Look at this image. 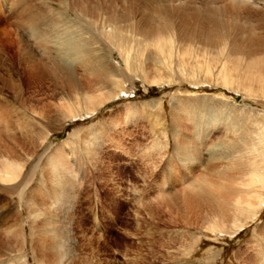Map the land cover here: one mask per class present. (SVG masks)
Wrapping results in <instances>:
<instances>
[{
  "label": "rangeland",
  "instance_id": "1",
  "mask_svg": "<svg viewBox=\"0 0 264 264\" xmlns=\"http://www.w3.org/2000/svg\"><path fill=\"white\" fill-rule=\"evenodd\" d=\"M39 1L53 15L49 29L62 33L52 36L51 50L88 77L94 73L93 64L72 55L83 36V50L96 42L103 58L120 70L124 88L81 117L63 122L41 115L34 106L38 101L56 103L48 81L34 91L22 68L18 77L11 69L21 46L25 58L27 49L36 57L41 52L24 25L31 12L17 7L19 0H0V30L12 32L7 37L14 44L6 41L7 50L0 45V143H39L29 156L33 167L43 163L36 162V154L46 151L45 159L55 157L52 173L65 182L56 204H63V198L68 202L58 208L57 226L66 231L61 264H264V186L241 184L252 157L263 160L264 167V142L255 138L264 127V100L217 82L188 80L176 69L172 73L151 68L145 75L134 67L126 73L119 51L100 35L93 20L54 0ZM20 12L26 16L20 18ZM10 83H16V90ZM56 104L52 107L58 110ZM255 118L263 125L253 123ZM180 144L186 153L177 149ZM253 148L257 155L251 154ZM208 150L218 156L208 157ZM52 173L49 166L42 170L48 185L58 181ZM203 174L212 185H202L209 186L221 204L225 196L234 205L236 199L245 202L251 192H258L261 201H252L258 206L255 215L238 226L210 229L212 218L204 205L209 197L201 193L205 202L199 204L191 193L201 185L198 178ZM36 176L21 193L0 181V249L5 252L0 253V264H60L45 260L48 251L36 237L41 225H35L36 216L41 215L29 213L30 194L40 197L43 191L41 183L35 186ZM19 225L26 237L23 252L4 249L6 227Z\"/></svg>",
  "mask_w": 264,
  "mask_h": 264
},
{
  "label": "bare ground",
  "instance_id": "2",
  "mask_svg": "<svg viewBox=\"0 0 264 264\" xmlns=\"http://www.w3.org/2000/svg\"><path fill=\"white\" fill-rule=\"evenodd\" d=\"M1 1L7 2L8 0ZM54 1L71 10L78 11L80 14L83 13L82 15L90 18V22L93 20L92 23L100 31V35H104L111 47L119 51L124 60L123 69L126 73L133 71L134 67L144 74L151 68L172 73H175L176 69L188 80L201 78L204 81L217 82L224 87L241 90L246 96H259L264 100V10L261 9L264 8V0ZM20 5L23 6L22 9L25 8L26 11L31 12L24 25L30 31L29 36L33 38L36 47L41 52L39 57H36L27 49L25 58V48L22 49L21 46L20 50L22 51L18 50L17 58L11 57L14 59H12L14 65L11 64V69L15 71L14 76L18 77L17 70L22 68L25 71L27 85H31L30 88L34 91L41 85V82L48 81L52 96H57L54 103L56 102L57 104H55L59 108L55 110L52 107H55L53 101L40 103L38 101L34 106L41 115L53 118L54 121L59 119L64 122L81 117L83 114L93 113L124 91L120 70L103 58L101 49L96 42L95 45H87L89 48L83 50V44L86 45L87 38L80 36L82 38L79 44L75 45L76 49L72 56L76 54V60L80 59L81 61L84 57L93 64V75L85 77L78 72L79 70L71 68L67 61L63 62L58 54L51 50V46L55 42L52 36L61 37L62 33L52 32L49 29V25L53 24L54 19L53 15L44 9L43 3L41 4L39 0H19L17 7ZM25 16L26 14L20 12V18ZM256 30L262 32L257 33ZM7 34L9 36L12 32H7L6 29L0 30V45L2 44L6 50V41L9 43L11 40ZM10 43L12 44V42ZM6 56L9 57V54ZM9 82L11 81L9 80ZM5 83H3V87L6 85ZM15 84L10 83V87L14 90L17 88ZM215 85L217 84L215 83ZM263 100L261 101L263 102ZM2 110L0 108V117L3 114ZM252 121L257 126L262 124L258 118ZM258 123L260 124L258 125ZM262 128H259L258 133L255 132V138L259 143L264 142V129L261 131ZM0 138L3 139V137ZM179 140L183 141L184 138ZM38 145L39 143L34 141L19 144L3 140L0 143V181L18 188L21 193V190L36 176V172L40 173L39 176H36L37 178L35 177V186L38 188V184L41 183L43 191L40 197L37 194L36 196L30 194L29 213L34 215L37 212V215H41L36 216L39 223L35 225L41 224L39 229L37 228L36 237L42 241V247L48 251L45 260L47 263L51 260V262L58 261L61 264L66 254L64 248L66 246L62 241L66 231L64 227L58 228L57 226L60 221H58L60 218L58 208H62L68 202L66 198H63V204L60 205L56 204V201L61 199L59 193L62 192L65 182L61 179L58 180L52 173L55 169L53 168L55 167L53 161L55 157L52 160L50 154L45 159L46 151L34 156L37 163L43 162L41 166L33 167L29 163V156L34 154ZM180 145L182 148L178 146L177 149L180 148L179 150L182 149L181 151L186 153L188 149L185 148V145ZM255 150V148L251 150L252 155ZM216 156L218 154L212 150L208 152V157L215 158ZM256 157L254 156L255 159L252 157L249 162L248 176L241 182L244 186H257L256 184L264 186V167H261L263 160H257ZM55 161L57 160L55 159ZM46 166L51 167L53 180H58L56 183L47 184L46 177H43L42 174V170ZM206 175L203 174L198 179L201 185L204 183L203 185L209 184L210 186L212 182ZM238 184L240 183L238 182ZM201 185L192 188L191 193L195 202L199 204L205 202L204 199H201V193L209 197L205 198L204 205L207 212L211 214L210 229L221 228L227 224L238 226L255 215L258 206L256 207L252 201L259 200L258 192H251L245 198V202L240 201L239 198L236 199L234 205L231 201L229 202L231 197L225 196V202L221 204L218 197H214L208 190L209 186L202 185V189ZM228 202L229 207L227 206ZM2 215L5 216L6 213ZM16 227L15 229L10 226L6 227L8 238L2 247L12 252L22 253L26 241L25 231L21 225ZM46 242L48 245L45 244ZM0 253L1 256L5 255L2 249H0Z\"/></svg>",
  "mask_w": 264,
  "mask_h": 264
}]
</instances>
